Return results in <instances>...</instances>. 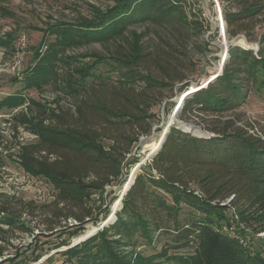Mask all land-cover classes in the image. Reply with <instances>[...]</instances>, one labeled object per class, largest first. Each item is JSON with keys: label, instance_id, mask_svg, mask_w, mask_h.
I'll use <instances>...</instances> for the list:
<instances>
[{"label": "trees", "instance_id": "trees-1", "mask_svg": "<svg viewBox=\"0 0 264 264\" xmlns=\"http://www.w3.org/2000/svg\"><path fill=\"white\" fill-rule=\"evenodd\" d=\"M184 2L114 0L107 9L94 11L92 19L60 22L58 39L50 43L51 52L26 69L27 88L40 89L51 83L65 63L70 66L67 72L77 75L67 85L69 92L78 94L74 109L51 108L32 99L28 109L14 117L37 137L34 142L20 144L16 153L20 162L60 190L51 204L55 208L50 215L55 217H47L49 226L62 228L61 223L73 218L78 222L76 228H83L85 219L93 218L89 195L104 191L119 177L139 135L151 132L147 118L154 116L159 88L173 87L178 81L183 83L182 91L190 84L184 74L174 76L169 59L156 62L157 76L139 72L140 64L153 71V57L143 42L144 34L136 31H132L127 51L110 57L96 54L93 64L83 63L79 70L71 71V64L81 62L80 57H61L59 52L72 44L111 41L124 36L130 23L159 16L184 27L191 22ZM223 2L229 37L243 35L253 42L244 33L252 35V31L256 34L264 28V0ZM259 43L258 56L250 48L230 46L223 73L186 97L179 110L183 117L194 115L204 121L215 135L196 136L173 124L151 162L140 166L123 196L122 208L116 212L117 220L104 226L98 236L70 246L64 252L68 260L62 264H264L262 250L251 254L247 249L250 238L264 241L256 236V232L264 231V129H259L261 135L251 132L259 127L254 122L242 125L244 115L239 112L253 85L264 89V33ZM101 63L113 64V69H129L118 81L109 83V75L94 71ZM95 79L99 83L88 88L89 81ZM17 98L0 104L14 103ZM139 160L138 155H131L127 163L135 165ZM128 173L120 180L121 185ZM184 208L190 211L182 217ZM6 211L5 206L0 209V223L8 227L0 228V244L7 239L2 234L6 231L31 229ZM251 220L256 225L253 232L241 223ZM233 230L239 235H232ZM158 241H162L161 247ZM129 249L131 254L124 252Z\"/></svg>", "mask_w": 264, "mask_h": 264}, {"label": "rangeland", "instance_id": "rangeland-1", "mask_svg": "<svg viewBox=\"0 0 264 264\" xmlns=\"http://www.w3.org/2000/svg\"><path fill=\"white\" fill-rule=\"evenodd\" d=\"M113 3L114 0H0V102L18 97L14 103L5 101L4 104H0V209L5 206L9 216L14 215L21 220L20 222H24L31 228L27 232L15 228L12 232L2 233L7 239L0 244L5 254L0 257V264H29L43 261L42 259L45 260L44 264H62L68 260L64 252L70 246L75 243L78 245L84 241L83 239L98 236V232L103 229L102 223L105 217L112 211L114 204L124 191L126 183L121 185L120 180L126 172L131 174L136 167V164H128L127 159L131 155H138L140 160L137 164L140 162L149 164L152 158H148V155L154 150L153 145L160 141L170 119L177 126L179 123L195 124L199 126L200 133L211 132L204 121L194 115L183 117L179 112L175 116L173 113L179 104L180 99L177 101L179 96L189 90L195 91L197 85L206 83L212 77L214 80L213 75L217 76L218 73L221 75L224 71L225 66L223 67L222 60L220 61L221 55L225 49H230V41L233 38L228 36L225 38L221 35V28L217 27L220 12L225 19L223 0H185L184 8L191 22L184 27L171 24L167 22V19H163L164 16L162 18L159 16L157 19L146 22L130 23L124 36L111 41L94 40L78 46L69 45L68 49L65 52H59L58 56L80 57L81 62L71 64V71L73 68L79 70L83 63L86 66L89 63L93 64L96 54L110 57L118 51L120 53L127 51L132 31H136L144 34L143 42L146 46L148 45V50L152 52L153 57L151 60L153 71H149V68L140 64L139 72L145 74L152 72L157 76L160 71L156 62L163 58L169 59L174 76L184 74L190 84L182 91L180 87L183 83L178 81L173 87L167 85L159 88L160 91L157 92L154 100V116L147 118L151 121V132L139 135V141L135 142L127 153L119 177L113 179L104 191L89 195L87 203L92 209L91 217L93 218L91 220L86 218L83 228L71 226L69 221L67 224L61 223L62 228H59L58 224L55 227L49 226L47 222L55 217L50 215L55 208L51 204L54 203L60 190L50 179L31 173L20 162L16 155L20 144L34 142L37 137L27 126L19 124L14 117L21 111H26L32 99L45 103L51 108H73L78 94L69 92L67 85L77 75L75 72L70 75L66 70L70 66L65 63L64 68L62 66L57 69L58 76H54L51 83H47L40 89L27 88L26 69L33 63L38 64L46 54L51 52L50 43L58 39V23L84 22L92 19L97 9H107ZM195 20L201 23L195 24ZM263 33L264 28L256 34L253 31L252 35L244 33L254 41L245 39L246 42H238V45H241V48L252 49L254 55L258 56L259 39ZM1 40H3L2 43ZM112 65L101 63L94 71L109 75V83L118 81L122 73L128 72L127 67L113 69ZM98 83L99 80H90L88 88ZM255 87L253 85L248 96L241 103L239 112L244 115L241 124L256 123L255 125L259 128L256 127L253 130L261 135L259 129H264V89L259 90ZM74 94L76 97L73 96ZM109 202L112 203L110 211L107 207ZM23 205L28 208H23ZM47 205H51V208H46ZM28 209H32L31 212ZM189 211V208H184L182 217L187 216ZM231 211L233 213L235 210L230 209L229 212ZM48 215L50 219H47ZM0 216H3V213ZM234 216L238 218L236 213ZM241 223L244 229L247 228L246 230L251 232L256 228L253 220L241 221ZM64 225L67 226L63 227ZM1 227L8 228L7 225L0 223ZM91 233L92 236L86 238ZM231 233L235 236L239 235L235 230ZM256 236L264 238V231L256 232ZM253 239L257 238L248 240L247 249L251 254H256L255 250H262L261 255L264 257V241ZM161 242H157L158 247H161ZM143 249L150 251L148 248ZM124 252L131 254L132 250H124Z\"/></svg>", "mask_w": 264, "mask_h": 264}, {"label": "water", "instance_id": "water-1", "mask_svg": "<svg viewBox=\"0 0 264 264\" xmlns=\"http://www.w3.org/2000/svg\"><path fill=\"white\" fill-rule=\"evenodd\" d=\"M226 35H227V32H226ZM241 35H239V36H237V37H235V38H233L231 41H230V46H232V45H238V43L237 42H235V40L237 39V38H239ZM225 66V64L223 65V67ZM218 76V75H217ZM216 76V77H217ZM216 77H214V78H216ZM213 79H209V80H207V83L209 84V82H211ZM198 86H200V85H197V87ZM206 87V86H205ZM201 88H203V87H201ZM201 88H199V89H196L195 91H193V92H191V93H189L188 95H186V97H188V96H190V95H192L193 93H195L196 91H198V90H200ZM185 97V98H186ZM185 100V99H184ZM179 105L177 106V108H175V110H174V113H173V115L175 116L178 112H179ZM173 124H176V123H174V122H172V120L171 121H169V122H167V125H166V127H165V130L163 131V134H162V136H161V138H160V141H159V144H158V147L156 148V149H154L149 155H148V158H152L153 159V157L156 155V153L161 149V147H162V145H163V143H164V141H165V139H166V136H167V134H168V132L170 131V128H171V126L173 125ZM195 125V124H194ZM177 126V125H176ZM178 128H181L183 131H186V132H190V133H192V134H194V135H196V136H200V137H210V136H212V135H214V133L213 132H203V133H195L194 131H192L191 129H187L185 126H183V124H181V123H179V126H177ZM199 127V126H198ZM143 164V162H140V163H138V164H136V167L132 170V172H131V174L128 176V178L126 179V181H125V188H124V191H123V193H122V196L119 198L120 199V201H118V202H120L119 204L120 205H116L115 207L113 206V209H112V212H111V214H110V216L102 223V227H104V226H107V225H109L110 223H113V222H115L116 220H117V215H116V212L118 211V210H120L121 208H122V206H123V202H122V199H123V196H124V194H126V192H127V190H128V188L130 187V185L134 182V179H135V177H136V174H137V172L139 171V169H140V166ZM98 229V228H97ZM90 236H92V233H91V235H89L88 237H86V238H89ZM83 240H85V239H83ZM75 244H77V243H75ZM75 244H73L72 246H74Z\"/></svg>", "mask_w": 264, "mask_h": 264}, {"label": "built area", "instance_id": "built-area-1", "mask_svg": "<svg viewBox=\"0 0 264 264\" xmlns=\"http://www.w3.org/2000/svg\"><path fill=\"white\" fill-rule=\"evenodd\" d=\"M223 18V13H221L220 12V18L218 19V21H217V27H220L221 28V35H224L225 36V38L228 36L229 37V34H228V31H227V24L225 25V22H226V20ZM223 30H224V33H223ZM226 32H227V35H226ZM223 33V34H222ZM223 55H221V59H220V61L222 60V64L224 65V64H226V61H227V59H228V57H229V50L228 49H225L224 51H223V53H222ZM218 75H219V73H218ZM179 105V104H178ZM177 105V106H178ZM251 132H253V133H255V134H258V135H260L259 134V132H257L256 130H251ZM261 133V132H260ZM262 134V133H261ZM69 222L71 223V225H76L78 222H77V220H75V219H73V218H71V219H69ZM39 232V231H38ZM0 257H2V256H0ZM5 257V256H4ZM43 261H37V262H32V263H29V264H44V262H45V260L44 259H42Z\"/></svg>", "mask_w": 264, "mask_h": 264}, {"label": "bare ground", "instance_id": "bare-ground-1", "mask_svg": "<svg viewBox=\"0 0 264 264\" xmlns=\"http://www.w3.org/2000/svg\"><path fill=\"white\" fill-rule=\"evenodd\" d=\"M235 42H246V40H245V38L244 37H241V38H237L236 40H235ZM243 45H245L244 43H243ZM214 77L216 76V75H213ZM213 78V77H212ZM211 78V79H212ZM205 84V83H204ZM204 84H201L200 86H198V87H196L197 89H199V88H201V87H205V86H207L208 85V83L206 82V84L207 85H205L204 86ZM191 92H193V90L191 91V90H189V91H187V92H185V93H183L181 96H179L178 97V100L177 101H179V99H180V101H179V109L181 108V105L183 104L182 102L184 101V99H185V97H186V95H188L189 93H191ZM170 121H171V119H170ZM183 124V126H185L187 129H191L192 131H194L195 133H200L199 132V128H198V126L197 125H194V124H192V125H189V123H182ZM158 144H159V142H157V143H155L154 145H153V149H156L157 147H158ZM153 151V150H152ZM118 201H120V199L118 198V200L116 201V203L114 204V207L116 206V205H120L119 203L120 202H118ZM103 228V227H102Z\"/></svg>", "mask_w": 264, "mask_h": 264}]
</instances>
